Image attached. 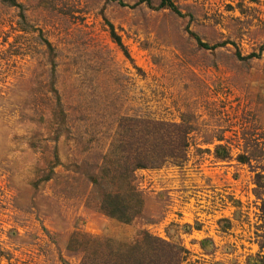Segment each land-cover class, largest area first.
<instances>
[{"label":"rangeland","instance_id":"rangeland-1","mask_svg":"<svg viewBox=\"0 0 264 264\" xmlns=\"http://www.w3.org/2000/svg\"><path fill=\"white\" fill-rule=\"evenodd\" d=\"M128 117L188 126L187 160L122 171ZM145 231L182 264H264V0H0V264Z\"/></svg>","mask_w":264,"mask_h":264},{"label":"trees","instance_id":"trees-1","mask_svg":"<svg viewBox=\"0 0 264 264\" xmlns=\"http://www.w3.org/2000/svg\"><path fill=\"white\" fill-rule=\"evenodd\" d=\"M119 127L124 141L121 148L123 152L129 151L122 171L128 174L137 169L159 168L171 161L182 164L187 160L190 128L184 124L128 117L122 118ZM114 191L104 193L101 208L108 216L129 224L132 219L128 214V194L123 196L122 192ZM107 250L103 246L86 250L81 264H182L187 254L185 248L146 231L126 248L108 244Z\"/></svg>","mask_w":264,"mask_h":264}]
</instances>
